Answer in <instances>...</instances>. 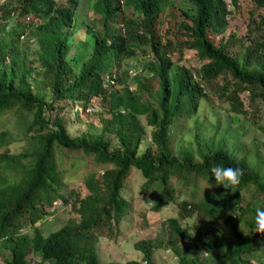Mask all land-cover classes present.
<instances>
[{
  "label": "trees",
  "instance_id": "1",
  "mask_svg": "<svg viewBox=\"0 0 264 264\" xmlns=\"http://www.w3.org/2000/svg\"><path fill=\"white\" fill-rule=\"evenodd\" d=\"M77 1L0 0V113L10 109L18 113L17 123L29 143L22 151L11 152L7 131H0V254L5 264H26L28 250L39 255V264L46 260L98 264L96 235L103 226L117 227L127 214L122 189L133 167L143 177L139 191L148 194L151 209L172 200L176 214L166 218V237L136 240L140 256L122 264H159L154 258L160 245L173 252L175 264H264V234L256 233L254 224L255 210L264 209V202L241 204L239 191L252 184L255 196L264 194V167L260 168L258 153L255 150L250 158L245 152L236 153L226 146L225 136L214 139V130L201 136L197 122L200 101L218 76L225 82L220 94L232 99L234 110L246 112L237 106L241 104L237 93L243 90L249 100H264V14L258 18L249 14L245 33L237 38L241 52H231L228 38L214 43L207 35L208 31L219 35L227 26L230 11L224 0H191L194 11L190 15L182 10L189 21L178 26L186 36L179 42L178 57L182 49H193L200 61L190 69L171 59L169 41L161 44L154 33V18L164 0H125L134 15L125 17L120 26L114 19L118 0H91V7L101 15L102 31L85 24L91 36L89 56L82 59L77 50L68 54L75 20L81 23L75 16ZM251 1L254 8L264 9V0ZM230 2L236 5L237 0ZM26 30L29 36L19 41ZM29 38L35 43L33 49ZM136 50H149L151 57L145 63L148 74L136 71L131 87L126 79L131 67L119 64ZM128 64L135 66L133 60ZM94 97L104 108L98 124L86 122L85 128L72 133L76 124L65 125L63 109L86 113ZM190 124L194 131L188 134ZM183 125L186 142L173 148L170 137ZM145 126H149V144L139 149ZM64 148L89 155L100 170L84 176L83 195L63 192L65 168L58 154ZM217 164L243 170L236 188L216 185L210 169ZM196 178L211 187L201 190L197 199H175L170 181L188 183ZM57 199L62 205L69 203L75 216L43 234L35 223ZM193 212L205 219L202 232L190 231L182 221ZM246 212L247 227L239 229V218ZM219 221L227 225L232 239L208 234V225L217 228ZM24 222L30 224V234L17 232Z\"/></svg>",
  "mask_w": 264,
  "mask_h": 264
},
{
  "label": "rangeland",
  "instance_id": "2",
  "mask_svg": "<svg viewBox=\"0 0 264 264\" xmlns=\"http://www.w3.org/2000/svg\"><path fill=\"white\" fill-rule=\"evenodd\" d=\"M91 0H78L75 10V16L78 17L79 21L75 20L74 31L71 34L72 43L70 44V50L68 54L73 53V51H78L82 59H86L91 52V36L88 35L87 29H85V24L93 30L101 29V22L99 21L101 15L99 12L93 10L90 4ZM94 1V0H92ZM120 9L116 11L115 26H120L125 17L133 16L134 10L131 8V4H125V0H118ZM233 4V3H232ZM229 4L230 15L227 16L228 23L223 33L219 35H212L207 32L209 38L212 42L217 43L221 38H228V48L231 52H241L237 38L243 36L247 28V20L249 19V14H253L255 18L262 16L264 14V9L254 8V4L251 0H237L236 5ZM131 8V9H130ZM182 10L189 13L190 15L194 11V5L191 0H164L162 3L161 11L155 15L153 22V30L156 35L157 40L161 44H166L169 41L170 45L167 48V52L171 59L178 61L179 63L185 64L190 69L197 68L200 61H197L195 51L193 49H182L181 57H178L179 52V42L183 40L186 36L180 34L178 31V26L180 22H188L189 18L182 13ZM91 24H89V23ZM109 24H112L109 22ZM9 26V25H8ZM27 30L23 32L22 36H19V41L25 40ZM30 49L35 47V43L32 39L27 41ZM151 57V52L146 50L141 52L136 50L133 57H128L122 60L119 64L120 68H125L126 66L131 67L130 72L127 71L128 75L126 77L129 86L133 87L135 83V72L148 74L145 70V63ZM133 60L135 66L129 65L128 61ZM134 76V77H133ZM220 76L211 80V85L206 88V95L200 101V105L197 109L198 113V127L201 136H209L213 130L216 136L214 139L225 136L226 146L233 148V150L238 154H247V157H253L254 153L257 151L258 158L260 161V168L264 167V100L259 98H254L249 100L248 93L246 91H241L237 93L238 99L241 104L237 105L238 108L246 109L243 113L239 109L234 110L230 106L231 98L227 99L223 94H220L221 87L225 85ZM154 83V81H152ZM231 89V86L227 87L226 92ZM233 105V104H231ZM89 110L86 113L78 112L74 110V114L67 113L68 109L65 107L63 109L64 117L67 119L65 125L69 122H73L76 125L71 126V132L77 133L80 128H85L86 122H91V125L96 126L98 124V116L103 113V105L101 101L97 98H92L89 105ZM18 113L12 109L3 111L0 113V131H7V138L10 140L8 148L11 152L17 153L23 150V148L29 145L26 142L27 136L22 134V127L17 123ZM74 115V116H73ZM140 121L143 123L144 118L140 116ZM77 121V122H74ZM216 122L218 124L216 125ZM225 125L227 126L225 130ZM146 135L141 140L139 149H143L149 144V126H145ZM182 129L178 134L175 133L170 137V144L173 148L184 144L187 139V135L194 131L193 124H190L187 129L188 134L182 136ZM185 131V130H184ZM214 134V135H215ZM222 136V137H223ZM114 140V139H112ZM243 145L244 148L239 149L237 145ZM192 145V144H191ZM256 150V151H255ZM29 157V156H27ZM58 157L63 163L65 169L62 170V180L63 192L72 196L75 193L83 195L86 189L83 185L84 176L88 171L99 169L93 164L91 157L89 155H84L79 150H68L62 149L58 154ZM139 170L133 167L131 168L127 179L124 181L122 196L127 200L128 211L125 217H123L117 227L112 226L107 228L103 226L96 235V241L94 243V249L97 254L98 264H122L127 259L139 257V251L134 247V242L141 238H164L167 235V216L176 214L175 202L172 200H164L162 205L158 210L151 209V201L148 200V194L139 191L140 183L143 177L138 173ZM99 172L96 173L98 176ZM170 186L173 188V196L177 200L181 199H197L201 195V190L209 189L211 186L207 184L201 178H196L195 180L189 181L188 183H183L172 179L170 181ZM255 187L250 184L247 188L240 189V194L243 196L241 204L246 201H252L254 206L259 205L264 202V194L255 196ZM155 196L156 194H152ZM69 203L62 205L60 201L55 200L54 204L50 206V212L48 211L40 221H37L35 225L39 228L41 233L45 234L50 230L58 228L69 217L73 218L75 214L69 210ZM49 210V209H48ZM203 213V211H200ZM196 212H193L186 219L182 221L186 222L190 231L195 232L199 230L202 232L205 226V219L200 220L199 216H195ZM248 212L244 213L238 222L239 229H246L247 224L245 218L249 216ZM182 223V222H181ZM21 231L31 233L32 228L28 222L21 224ZM208 225L209 235L217 236L220 235L224 238L232 239L231 233L227 225L223 221L218 222L217 228ZM21 232V233H22ZM96 232V231H95ZM220 240V239H219ZM179 242V241H178ZM3 249L0 250V252ZM27 254L28 262L32 264H39V255ZM193 253L195 250L192 251ZM156 263L159 264H175V255L167 246L160 245L155 250ZM0 263L5 264V259L3 254H0ZM27 264V263H26ZM29 264V263H28ZM43 264H49V261H44Z\"/></svg>",
  "mask_w": 264,
  "mask_h": 264
},
{
  "label": "clouds",
  "instance_id": "3",
  "mask_svg": "<svg viewBox=\"0 0 264 264\" xmlns=\"http://www.w3.org/2000/svg\"><path fill=\"white\" fill-rule=\"evenodd\" d=\"M122 1V0H121ZM211 175L215 179V183L217 186H223L226 190H232L236 188L243 176V170L240 168H234L231 166L225 167L222 165H214L210 169ZM254 224H255V232L264 234V209L257 207L255 210L254 216ZM21 227H18L17 232L21 233ZM23 233V232H22ZM32 264V262H28L27 264Z\"/></svg>",
  "mask_w": 264,
  "mask_h": 264
},
{
  "label": "built area",
  "instance_id": "4",
  "mask_svg": "<svg viewBox=\"0 0 264 264\" xmlns=\"http://www.w3.org/2000/svg\"><path fill=\"white\" fill-rule=\"evenodd\" d=\"M224 2H225V4H226V6H227V9L229 10L230 8H229V4H231V2H230V0H224ZM132 70V68H129L128 69V72H130ZM115 73V72H114ZM112 74V76L114 77L115 76V74ZM104 78L106 79V80H109V74L108 73H105L104 74ZM90 107V106H89ZM89 107H87L86 108V110H89ZM91 108V107H90Z\"/></svg>",
  "mask_w": 264,
  "mask_h": 264
}]
</instances>
